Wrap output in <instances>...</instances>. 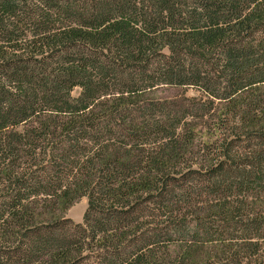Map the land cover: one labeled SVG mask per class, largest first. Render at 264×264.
I'll use <instances>...</instances> for the list:
<instances>
[{
    "label": "trees",
    "instance_id": "obj_1",
    "mask_svg": "<svg viewBox=\"0 0 264 264\" xmlns=\"http://www.w3.org/2000/svg\"><path fill=\"white\" fill-rule=\"evenodd\" d=\"M160 85L225 101L234 137L207 164L179 163L186 114L168 132L175 115L137 100ZM261 85L264 0H0V264H171L196 241L264 264V212L245 208L264 196ZM83 196L82 223L41 215Z\"/></svg>",
    "mask_w": 264,
    "mask_h": 264
},
{
    "label": "rangeland",
    "instance_id": "obj_2",
    "mask_svg": "<svg viewBox=\"0 0 264 264\" xmlns=\"http://www.w3.org/2000/svg\"><path fill=\"white\" fill-rule=\"evenodd\" d=\"M81 92L79 87L75 88L72 92L73 96H78ZM258 93L264 96V85H261L258 89ZM138 101H142L145 105L150 106V104H157V109H164V112H170L171 115H175L170 118L168 132H171L172 122L175 119H181L179 116L186 114L187 116L181 119L180 127L178 132L182 134V139H185L189 143V149L186 150L184 158L179 159V163L185 167L184 171L187 170V166L191 165L192 168L196 169L201 164H207L209 162V157L206 155L211 154L216 148L219 140L225 137H234L231 129H222L216 126V121L220 116L221 110H211V103L213 101L205 91L198 87H193L189 85H160L152 89L146 90L140 95ZM215 106H219L221 102L213 101ZM225 101L221 103L224 106ZM203 106H206L202 108ZM185 111V113H184ZM204 112V113H203ZM207 113L206 115H203ZM167 114V113H166ZM238 139L235 144L241 145V147L248 146L250 144L249 140V130L247 128H242L237 131ZM259 143V140L256 141ZM201 147V150H200ZM234 147V146H233ZM243 149V148H241ZM206 161V162H205ZM205 171V170H202ZM199 177V175H198ZM252 191V190H249ZM212 190L204 188L197 191L196 198L199 203L213 204L214 195ZM249 203L250 205L245 207L246 209H254L257 211L264 212V196L263 193L249 192ZM242 201V198H239ZM88 207V198L86 196L77 198L71 205L68 206H57L54 209L44 208L41 214L43 218L59 219L68 218L74 223H82L84 220V214ZM55 210L53 214H46ZM212 214V213H211ZM55 216V217H54ZM209 216V215H208ZM215 215L210 218L213 221ZM202 242L206 237H195ZM191 244L192 248L189 247L190 243H172L170 245V254L168 256L167 263L171 264H212V261L217 257V251L212 249V245L207 243ZM217 260V258H215Z\"/></svg>",
    "mask_w": 264,
    "mask_h": 264
}]
</instances>
